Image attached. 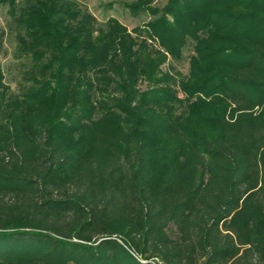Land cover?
Masks as SVG:
<instances>
[{
  "label": "trees",
  "instance_id": "obj_1",
  "mask_svg": "<svg viewBox=\"0 0 264 264\" xmlns=\"http://www.w3.org/2000/svg\"><path fill=\"white\" fill-rule=\"evenodd\" d=\"M1 5L0 264H264V0Z\"/></svg>",
  "mask_w": 264,
  "mask_h": 264
},
{
  "label": "rangeland",
  "instance_id": "obj_2",
  "mask_svg": "<svg viewBox=\"0 0 264 264\" xmlns=\"http://www.w3.org/2000/svg\"><path fill=\"white\" fill-rule=\"evenodd\" d=\"M83 4L87 5L90 10L96 15L100 22H104L109 17H115L126 24L129 30H133L135 26L143 25L148 21V13H141L136 15L131 12L129 7L125 6L126 3H131L133 0H80ZM165 0H153L154 5L162 6ZM6 10L0 6V35L2 31H6L5 19ZM4 45L0 49V67L5 70V81L10 84L11 90L17 93L20 90V81L22 76V68L20 66V59L14 56L17 40L13 35L4 34ZM147 42L154 49H158L166 54V60L161 65V73L168 72L175 79L174 88L178 92V96H186L181 89L180 81L184 79L189 73V57L194 52L192 48L193 43L189 42L185 47L184 57L178 61L174 60L171 54L164 49L157 40L148 38ZM172 65L179 71L177 74L173 72ZM150 82V81H149ZM149 82L146 80L141 85V89H148L150 87ZM256 110H260L259 106L255 107Z\"/></svg>",
  "mask_w": 264,
  "mask_h": 264
},
{
  "label": "built area",
  "instance_id": "obj_3",
  "mask_svg": "<svg viewBox=\"0 0 264 264\" xmlns=\"http://www.w3.org/2000/svg\"><path fill=\"white\" fill-rule=\"evenodd\" d=\"M133 255L136 256L137 259L143 261V262H148L150 264H166L159 256H154L148 259L143 258L141 255H137L135 252L131 251Z\"/></svg>",
  "mask_w": 264,
  "mask_h": 264
}]
</instances>
